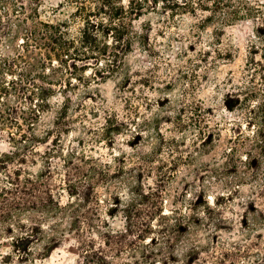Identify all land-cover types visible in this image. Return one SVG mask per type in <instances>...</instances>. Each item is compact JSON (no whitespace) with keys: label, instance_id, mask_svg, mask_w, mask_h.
I'll return each mask as SVG.
<instances>
[{"label":"trees","instance_id":"obj_1","mask_svg":"<svg viewBox=\"0 0 264 264\" xmlns=\"http://www.w3.org/2000/svg\"><path fill=\"white\" fill-rule=\"evenodd\" d=\"M67 3L74 7L69 16L49 18L44 0H0V125L9 127L13 123L8 115L13 108L5 102L10 94L28 91L30 101L37 99L38 103L33 108L34 116L28 120L30 135L23 133L17 140L28 152L0 153V240H11L13 256L10 260L15 264H35L45 259L65 236L76 243L77 264H158L159 253L153 247L158 245L161 236L169 240L171 233L191 234L203 220L200 215L185 216L178 210L164 214L167 182L174 178L182 162L194 158L190 154L174 156L180 148L175 137L166 138L158 132L160 142L153 151L140 152L138 162L129 170L118 169L126 176V198L111 192L116 189L113 182L117 176L109 164L73 147L66 155L63 149L58 154L57 147L40 153L38 145L55 135L53 143L58 146L59 137L71 133L70 110L74 99L70 93L107 78L109 56L120 66L124 52L131 51L135 42L149 44L145 33L135 29L134 22L152 10L172 15L207 13L202 25L224 26L245 19L255 20L261 23L257 37L263 43V51L257 61V46L250 50L252 55L247 66L254 67L250 84L228 103L230 111L240 113L255 133L251 138L241 130L229 139L231 146L223 151L226 158L223 175L235 183L264 181L261 164L264 155V2L67 0ZM90 70L91 75L86 76ZM57 95H62L64 101L57 111L54 128L49 129L48 138L42 140L33 127L41 113L51 108L50 100ZM207 118L203 103L195 101L179 109L170 122L176 131L194 128L197 131L194 150L206 152L217 146ZM115 119V116L107 119L102 134L109 136L119 130L120 126L113 122ZM239 146L247 147L245 159L239 155ZM165 147L173 155L170 162L161 157ZM36 155L44 163L38 173L19 167L35 162ZM56 157L63 163L54 162ZM16 162L19 166L11 169L10 164ZM100 187L111 193L108 198L101 199ZM208 211L216 212L211 207ZM118 216L123 220L120 228L112 224ZM198 251L193 245L187 252L197 254Z\"/></svg>","mask_w":264,"mask_h":264},{"label":"rangeland","instance_id":"obj_2","mask_svg":"<svg viewBox=\"0 0 264 264\" xmlns=\"http://www.w3.org/2000/svg\"><path fill=\"white\" fill-rule=\"evenodd\" d=\"M44 10L49 18H64L74 7L67 0H44ZM206 15L201 12L172 15L152 10L136 20L135 29L145 33L149 44L135 42L131 51L124 52L120 66L109 56L107 78L70 93L74 99L70 110L71 133H63L58 146L53 143L55 135L49 137L46 143L38 145V150L43 153L57 147L58 154L63 149L66 155L73 147L99 158L116 173L113 182L116 189L111 192L126 198V176L118 169L129 170L138 162L140 152L153 151L160 142L158 132L166 138L175 137L180 148L174 156L190 154L194 158L182 162L174 178L167 182L164 214L178 210L185 216L200 215L203 220L191 234L171 233L169 240L161 236L153 247L159 253L158 264H264V181L235 183L223 175L226 159L223 151L231 146L229 139L241 130L251 138L255 133L240 113L230 111L228 103L250 84L254 67H248L247 63L255 46L258 51L255 58L260 60L263 43L257 37V28H261V23L245 19L224 26L202 25ZM91 71L85 75H91ZM28 94V91L20 95L12 93L5 99L13 108L8 113L13 123L9 127L0 125V153L28 152L17 141L23 133L30 135L28 120L34 116L33 108L38 104L37 99L30 101ZM63 101L62 95L53 97L51 108L37 119L34 133L42 140L54 128ZM195 101L202 102L208 111L209 131L217 144L212 151H195L197 131L194 128L176 131L170 122L179 109ZM111 116L116 117L113 122L120 127L107 136L102 133ZM239 148V155L245 159L247 147ZM160 154L169 162L173 156L166 147ZM36 159L20 166L11 163L10 168L19 166L36 174L44 165L39 155ZM53 161L63 163L57 157ZM261 164L264 171V155ZM99 190L101 199L111 194L103 187ZM209 207L216 212L209 213ZM112 224L120 228L123 220L118 216ZM193 245L199 249L197 254L187 252ZM225 252L231 254L224 255ZM11 256V240L3 238L0 264H15ZM78 259L75 241L65 236L48 257L35 264H77Z\"/></svg>","mask_w":264,"mask_h":264}]
</instances>
